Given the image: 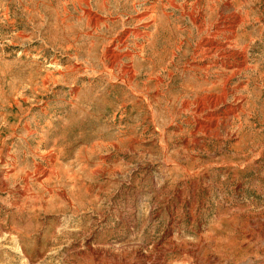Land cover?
Instances as JSON below:
<instances>
[{
  "label": "rangeland",
  "instance_id": "1",
  "mask_svg": "<svg viewBox=\"0 0 264 264\" xmlns=\"http://www.w3.org/2000/svg\"><path fill=\"white\" fill-rule=\"evenodd\" d=\"M0 264H264V0H0Z\"/></svg>",
  "mask_w": 264,
  "mask_h": 264
}]
</instances>
